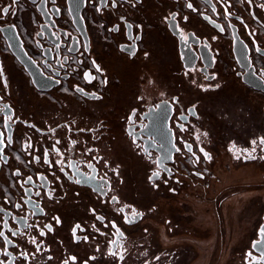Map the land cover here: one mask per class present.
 <instances>
[{
	"label": "flooded vegetation",
	"instance_id": "obj_1",
	"mask_svg": "<svg viewBox=\"0 0 264 264\" xmlns=\"http://www.w3.org/2000/svg\"><path fill=\"white\" fill-rule=\"evenodd\" d=\"M261 229L264 0H0V264H264Z\"/></svg>",
	"mask_w": 264,
	"mask_h": 264
},
{
	"label": "rangeland",
	"instance_id": "obj_2",
	"mask_svg": "<svg viewBox=\"0 0 264 264\" xmlns=\"http://www.w3.org/2000/svg\"><path fill=\"white\" fill-rule=\"evenodd\" d=\"M246 182L248 184H250L251 180L247 179ZM253 195H254L253 192L246 191L245 196L244 195H242V196L236 195L235 197L232 198V202H231L233 204V206L231 207L232 228H234L233 225H234L235 219L239 218V216L241 217V216L245 215L248 219L252 216V213H253L254 207H255V201H254L255 198ZM236 205H238V206L240 205V207L235 208ZM238 208H239V210H238ZM235 228H236V230L238 229L237 226ZM251 228H252V223L248 221L247 226H246L247 232ZM242 242H243V238H241V239L238 238L235 241L232 240L230 245H231V247H238L239 245H241ZM233 251H234V249L231 248V252H233ZM235 258H236V260H233V262H235V264H241L238 260L239 257L236 256ZM198 263L199 264H205L206 261L204 259H200V260H198V262L196 264H198Z\"/></svg>",
	"mask_w": 264,
	"mask_h": 264
},
{
	"label": "water",
	"instance_id": "obj_3",
	"mask_svg": "<svg viewBox=\"0 0 264 264\" xmlns=\"http://www.w3.org/2000/svg\"><path fill=\"white\" fill-rule=\"evenodd\" d=\"M10 44H12V42L10 41ZM24 60V64L26 65V67H28V63L25 59ZM29 68V67H28ZM259 242V243H258ZM251 247L255 250L258 251L262 254H264V241L262 242V240L260 241H253L251 243Z\"/></svg>",
	"mask_w": 264,
	"mask_h": 264
},
{
	"label": "snow or ice",
	"instance_id": "obj_4",
	"mask_svg": "<svg viewBox=\"0 0 264 264\" xmlns=\"http://www.w3.org/2000/svg\"><path fill=\"white\" fill-rule=\"evenodd\" d=\"M189 7H191V5H189ZM3 11H4L5 13H8V12H9V9H8V8H4ZM97 70H99V69H97ZM86 75H87V74H86ZM205 155L207 156V154H205ZM209 158H210V157H209ZM153 175L158 177L159 173H154ZM77 227H78V226H77ZM73 232L75 233V229L73 230ZM261 234L264 235V229H261ZM258 243H259V242H258Z\"/></svg>",
	"mask_w": 264,
	"mask_h": 264
}]
</instances>
